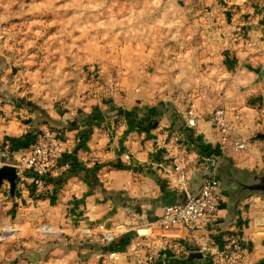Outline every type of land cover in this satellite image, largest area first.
I'll list each match as a JSON object with an SVG mask.
<instances>
[{
    "label": "crops",
    "instance_id": "obj_1",
    "mask_svg": "<svg viewBox=\"0 0 264 264\" xmlns=\"http://www.w3.org/2000/svg\"><path fill=\"white\" fill-rule=\"evenodd\" d=\"M93 3L87 0L91 9ZM95 4L102 22H30L42 44L27 51L24 70L15 69L7 46L0 47V89L15 98L0 95V155L9 154L0 156V166H17L28 133L47 124L69 138L59 162H80L89 171L53 172V190L39 196L36 208L24 204L34 191L30 172L19 177L15 199L0 198V264H211L203 247L217 249L229 235L247 247V264H264V193L239 184L247 174L264 172V113L257 114L258 97H252L264 102V0ZM63 26L70 35L63 36ZM60 36L68 39L56 41ZM92 60L103 64L96 96L75 80ZM9 70L14 75L7 77ZM23 96L30 108L18 106ZM217 106L225 108L232 132L247 140L245 150H230L211 122ZM190 110L194 126L186 124ZM174 160L188 171L187 191L220 162L217 214L194 229L154 224L165 205L179 199L167 173ZM40 218L59 233L38 239ZM107 232L113 241L101 240ZM169 239L183 240L187 252L168 247L163 240ZM138 243L154 250L153 261L148 249L139 256L129 250ZM113 251L124 254L106 258ZM189 251L205 256L187 260Z\"/></svg>",
    "mask_w": 264,
    "mask_h": 264
},
{
    "label": "built area",
    "instance_id": "obj_2",
    "mask_svg": "<svg viewBox=\"0 0 264 264\" xmlns=\"http://www.w3.org/2000/svg\"><path fill=\"white\" fill-rule=\"evenodd\" d=\"M189 119L186 124L194 126L196 120L193 110L189 111ZM239 116L236 115V118ZM211 122L217 130L226 137L229 141L228 148L232 151L239 152L247 148V140L232 132L228 126L226 119L225 108L217 106L211 115ZM69 138L64 134V130L59 127L51 125H42L36 132L33 143H31L26 150H24L17 159L20 163L18 169L23 166L31 174V183L34 187L33 195L25 199L26 203L37 201L39 196L46 195L53 183L50 181L53 172H66L71 169L72 163L59 162V159L66 150L65 143ZM2 157H8L9 154L4 151L1 153ZM129 158L128 154L126 155ZM179 160V158H178ZM211 166L202 177L198 188L195 191H187L188 171L179 161H173L168 174L171 175L169 184L177 187L179 190H185L187 193L186 202L184 204L168 205L163 208L162 213L154 220V224H158L162 229L168 230L171 228L180 229H194L203 220H209L216 216L220 204V195L222 191L221 180L218 176L217 170L220 162L215 160L210 164ZM22 177V173L20 175ZM26 178V177H25ZM263 222L261 218L257 224ZM153 222H149L151 226ZM45 235H55L59 233L53 230L51 224H43ZM102 241H113L114 233L107 232L102 234ZM168 247L181 252H187L189 248L183 240H163ZM146 250L147 259L153 261L155 259V252L151 247L144 246V244H132L129 250L135 252L139 256L142 249ZM204 252H211V264H247L248 252L247 247L238 236L229 235L225 243L219 248L203 247ZM202 251V252H203ZM203 252V253H204ZM124 251H113L108 254L106 258L109 260L122 258Z\"/></svg>",
    "mask_w": 264,
    "mask_h": 264
},
{
    "label": "rangeland",
    "instance_id": "obj_3",
    "mask_svg": "<svg viewBox=\"0 0 264 264\" xmlns=\"http://www.w3.org/2000/svg\"><path fill=\"white\" fill-rule=\"evenodd\" d=\"M95 1L96 0H94L93 3V0H90V4L93 3L95 8V9H91V6L87 4V0H0V47L7 46L9 48V52L13 54L12 59H13V64L15 65L14 66L15 69L24 70L25 54L27 53V51L30 49L37 50L42 44L41 39L38 37V34L36 33L37 28H33L32 30L30 29L32 26L30 22H74L75 27H76V22H102L103 13L101 11V5L100 4L96 5ZM125 15H126V11L123 10L122 17H124ZM79 29L85 30V28H79ZM59 30L60 28H57L58 33ZM38 31L40 32V29ZM62 31H63L62 33L63 36H67L69 34L68 33L69 27L63 26ZM58 33L56 34V36L59 35ZM63 39L67 40L68 38L60 36L56 38V41L58 40L60 41ZM37 41L39 42L38 44ZM49 41H51V39H49ZM47 43L48 42H46V44ZM27 46H30L32 48H29ZM6 50L8 49H4V52ZM85 50H86L85 46L83 45V48L79 49V53H84ZM39 53L40 51H38V53L35 56H38ZM81 60L82 57H80L79 54V58L77 62H80ZM45 61L47 62L48 60ZM49 63L54 64L53 60H49ZM63 65L68 66L66 63H63ZM72 66L75 67L74 65ZM101 67H103V64L100 60L99 61L92 60L90 63H86L84 65V68L80 70L79 75H76L77 77L75 78V80L78 82L80 81L84 85V89L86 84L85 91L89 96H96L97 94L98 95L101 94L100 92L102 90L100 89L101 88L100 83H102L100 78ZM12 74L14 75L13 71L9 70V73H7V77L11 76ZM19 80H21V78H19ZM0 92H2L0 95L4 98L5 101L15 100L14 95L11 96L12 92L6 89H0ZM256 96L258 98L255 99L256 101L254 105L255 108L257 109V114L263 116L262 115L264 113L263 99L261 100L260 95H253L252 97L255 98ZM21 99L22 100L27 99V97L23 96ZM18 106L22 107V105L21 106L18 105ZM34 137H32V139L30 140V144L33 143ZM258 137H262V135H259ZM261 143L263 144V141H261ZM28 146L24 147V149L21 150V153L24 150H26ZM19 165L20 163H17V167ZM18 172H19V177L22 173L21 178L23 179L27 176L26 174L27 170L23 166H21ZM8 188L9 185L7 182H4L2 185H0V198L2 197L3 199L6 200L15 199L16 194L13 199H11L8 196L7 193ZM37 202L38 201H34L32 203H26L24 201V204L28 206L27 208L30 207L36 208V206L38 205ZM35 224H36V231H38L37 238L41 239L42 236L44 235V233H42L44 232V228L42 227V225L50 224V223L47 219L45 220L40 218ZM51 225L53 226L54 224ZM53 230L59 231L54 226H53ZM52 236L55 235L53 234L49 235L50 238H52Z\"/></svg>",
    "mask_w": 264,
    "mask_h": 264
},
{
    "label": "water",
    "instance_id": "obj_4",
    "mask_svg": "<svg viewBox=\"0 0 264 264\" xmlns=\"http://www.w3.org/2000/svg\"><path fill=\"white\" fill-rule=\"evenodd\" d=\"M19 178L18 173V167L11 164H2L0 166V185H2L4 182H7L9 185L8 188V196L13 199L16 190H17V180ZM240 186L244 191H247L249 193H264V172H254L247 174L240 180ZM187 193L185 190H180L179 193V199L176 202L167 204L168 205H174V204H184L186 202ZM204 253L202 251H189L187 253L186 259L192 260L195 258H199L200 260H203Z\"/></svg>",
    "mask_w": 264,
    "mask_h": 264
},
{
    "label": "trees",
    "instance_id": "obj_5",
    "mask_svg": "<svg viewBox=\"0 0 264 264\" xmlns=\"http://www.w3.org/2000/svg\"><path fill=\"white\" fill-rule=\"evenodd\" d=\"M19 105L21 106H25V107H29L30 108V102H27V100H25V99H21L20 101H19ZM35 136V133L32 135L30 132L28 133V145H29V143H30V140L32 139V137H34ZM27 144L26 145H24V146H28ZM199 151H202L201 150V148H199ZM204 153V152H203ZM72 163V167H71V169L70 170H68L70 173H77L78 171H84V172H87V173H89V171H87V170H85V168L84 169H81L80 167V165H81V163L79 164L78 162H71ZM83 168V167H82ZM92 175H94V174H92Z\"/></svg>",
    "mask_w": 264,
    "mask_h": 264
}]
</instances>
